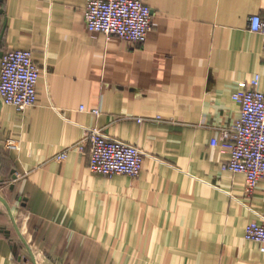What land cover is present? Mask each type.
<instances>
[{
  "label": "crops",
  "instance_id": "obj_1",
  "mask_svg": "<svg viewBox=\"0 0 264 264\" xmlns=\"http://www.w3.org/2000/svg\"><path fill=\"white\" fill-rule=\"evenodd\" d=\"M145 2L138 43L89 31L86 0H0V58L29 50L39 70L34 106L0 101V264H264L244 239L264 179L248 194L210 144L232 94L256 75L264 93V0ZM87 128L139 148L140 174L90 172Z\"/></svg>",
  "mask_w": 264,
  "mask_h": 264
},
{
  "label": "built area",
  "instance_id": "obj_2",
  "mask_svg": "<svg viewBox=\"0 0 264 264\" xmlns=\"http://www.w3.org/2000/svg\"><path fill=\"white\" fill-rule=\"evenodd\" d=\"M84 20L87 29L100 32L106 38H117L144 43L151 26V9L145 0H86ZM248 30L260 34L264 43V17L248 18ZM39 70L29 50H10L0 58V101L23 111L37 101L36 86ZM259 75L250 81L252 88L232 94L240 105L239 118L220 130L219 139L210 144L227 152L228 159L221 168L240 173L245 178V190L252 193L264 179V93L259 89ZM80 110H84L81 106ZM89 112L98 116L99 108ZM142 119H137L140 122ZM88 169L93 174L111 176L123 174L137 177L142 169L144 154L134 145L105 135L98 128L86 129ZM9 147L16 143L8 140ZM66 158V151L56 155ZM244 239L256 242L264 252V219L251 221L244 227Z\"/></svg>",
  "mask_w": 264,
  "mask_h": 264
}]
</instances>
